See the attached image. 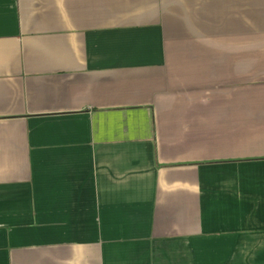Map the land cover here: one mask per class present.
Masks as SVG:
<instances>
[{"label": "crops", "instance_id": "crops-1", "mask_svg": "<svg viewBox=\"0 0 264 264\" xmlns=\"http://www.w3.org/2000/svg\"><path fill=\"white\" fill-rule=\"evenodd\" d=\"M0 264H264V0H0Z\"/></svg>", "mask_w": 264, "mask_h": 264}]
</instances>
